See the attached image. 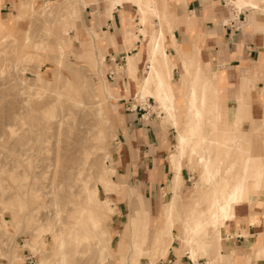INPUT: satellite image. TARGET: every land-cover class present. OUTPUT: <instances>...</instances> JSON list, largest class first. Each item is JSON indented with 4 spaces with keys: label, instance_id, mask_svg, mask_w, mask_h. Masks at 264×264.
Here are the masks:
<instances>
[{
    "label": "rangeland",
    "instance_id": "374dc122",
    "mask_svg": "<svg viewBox=\"0 0 264 264\" xmlns=\"http://www.w3.org/2000/svg\"><path fill=\"white\" fill-rule=\"evenodd\" d=\"M25 1L2 0L0 5L2 18L7 24V31L0 29V216L7 222L10 221L9 229L0 228V264H10L18 248L22 249L20 255L22 254V259L24 257L23 264H34V261L39 260L40 253H33L29 247L30 244L36 245L39 227L51 224L57 228L71 221L75 209L82 207L85 199L83 185L85 181L90 187L97 185L100 198L105 200L106 195L103 186L97 184V176L105 164L109 168H117L115 155L119 141L117 124L120 97L116 94L115 99L105 100L102 97L101 84L116 90L118 87L108 80L109 69L106 63L102 67L98 65L97 71L90 70L91 60L90 56L88 59V55L93 53V44L85 31H81L83 40L80 44L74 43L73 34L69 36L67 48L74 52V55L66 54L62 71L56 65L59 61L57 46L60 38L68 37L63 33L61 18L69 15L75 0H70L68 3H62L63 0ZM93 1L87 0V3H94ZM19 3L26 4V7L20 9ZM46 3L53 13L51 16L41 11ZM86 6L88 5L83 6V11ZM112 12L110 11L111 14ZM16 15L23 19L18 21ZM77 20L78 27L81 18ZM26 37L30 39L28 44L24 42ZM75 54H83L84 59L76 58ZM56 70L61 71L65 79L56 80L54 76ZM121 71L118 67L114 68L116 76L120 75L118 73ZM48 82L52 84L49 85ZM98 93L99 100L95 97ZM259 98L263 99V115L253 118L248 115L249 119L242 117V125L235 132V136L242 133L250 135L256 129L259 132L258 136L264 135L261 121L262 118L264 119V97L261 93ZM78 100L87 102L88 105L73 106L74 101ZM99 101H104L108 124L103 123L96 114ZM142 102L150 107L147 100ZM151 103L155 111L159 103L156 100ZM158 117L163 122L165 115L158 114ZM223 120H226L225 123ZM220 124H224V127L222 126L224 129L228 127L226 116H222L219 126ZM207 129H210V126H207ZM100 131L104 133L103 143L95 141ZM255 142V149L258 150L261 141L257 136ZM99 145L102 149L96 150ZM229 149L214 148L210 151L215 163H218L219 159L222 160V175H227L231 166L239 164L241 153L237 152L235 143ZM105 157L108 159L105 160ZM186 159L190 162L189 168L193 173V179L181 192L188 194L194 188V184L202 183L198 185L201 186L197 191L198 194L185 200L190 204L185 215V220H188L195 198L202 195L207 187L201 182L202 170L196 165L197 156ZM79 169H82V175H77ZM113 181L127 183L118 172L113 176ZM127 184L119 187L121 193L128 191L127 195L108 193V197L116 202L115 205H122L125 208L124 229L127 220L130 219L128 213L132 209V203L133 207L140 205V209L134 211L137 215L141 214L142 209L150 214L146 198L137 191L131 192L130 195ZM261 192L262 194L255 195V200H264V190L262 189ZM19 201L22 209L17 204ZM238 208H245L246 212H249L248 225H260V221H254L251 217L255 215V211H258L257 206L244 203ZM262 210L264 212V205ZM259 217L263 218L262 215ZM110 226L111 220L105 227L110 230ZM120 230L123 231V226ZM110 231L113 237L107 264H122L117 258L116 250L123 235L116 232V229ZM41 242H45L47 254L55 249L51 234L44 236ZM88 244H84L78 249L80 252L72 255L71 264H98V248L93 240ZM181 245L182 248L183 243ZM127 249H129V237L125 244V250L128 251ZM188 250L189 247H186L182 255L189 253ZM163 258L158 257L156 261ZM200 259L203 257H199ZM204 259L203 264L209 262L222 264L220 260L214 262V255L205 256ZM149 262L153 264L150 259H142V263Z\"/></svg>",
    "mask_w": 264,
    "mask_h": 264
},
{
    "label": "crops",
    "instance_id": "0c3cea01",
    "mask_svg": "<svg viewBox=\"0 0 264 264\" xmlns=\"http://www.w3.org/2000/svg\"><path fill=\"white\" fill-rule=\"evenodd\" d=\"M93 2L94 5L86 6L83 11L78 31L80 40H83L81 31L92 28L111 40V44L106 40L100 50L105 53V63L109 69L108 80L117 85L120 97L117 124L119 141L115 155L117 168H112L114 176L118 172L128 183L121 181L119 184H127L132 193L141 192L146 198L150 209V229H155V233L160 234L164 221L162 206L169 203L174 195L176 174L181 175L183 190L193 179L190 162L186 157L192 159L197 156L196 165L199 166L198 155H190L189 149H186L182 157H178L181 153L178 145L179 132L188 129L190 115L186 105V94L189 92L187 82L194 78L196 70L201 69V83L208 79L217 93L219 113L214 110L205 115H219L220 121L222 116H226L229 122L225 129L224 124H218L219 131H232L237 115L246 119H249L248 115L252 118L263 115L259 95L264 93V0H261L259 9L246 6L239 9L236 0H156L157 13L163 19L151 16L147 26L141 24L139 8L134 2L124 1L122 5L115 7L112 14L108 4L105 5V0ZM1 14L3 17L2 11ZM159 27L164 30L166 52L175 64L170 84L176 98L177 108L174 114L177 126L160 107L157 106L154 111L151 101L155 99L152 97L147 98L150 107L142 104L144 100L140 82L150 72L147 45ZM127 29L133 31L128 42L124 38ZM141 31H146V36ZM141 48L142 56L137 60V72L135 76H131L128 74L127 59L138 55ZM185 64L189 67L190 75L186 74ZM117 67L122 71L116 76L114 68ZM110 73H114L112 79H109ZM158 114L166 116L163 122L159 120ZM200 184H194L188 194L179 191L185 203L187 197L198 194ZM135 207L137 209L139 206ZM116 210L118 211L111 218L110 230L116 229L119 234L127 235L129 221L127 220V230L124 231L125 208L116 205ZM237 210L241 220L239 224L235 221L228 223L222 240V253L231 258L230 263L224 261L225 264H248L252 245L259 238H264V218L260 217L258 226L248 225L249 212L245 208ZM256 210L259 214L263 212L258 208ZM177 229H181L180 224L173 228L176 237L172 247L155 264H195L189 256L190 252H186L184 256L181 254L182 242L177 236ZM116 238L117 236L114 240ZM117 258L119 259L118 256ZM203 260L205 259L198 260V264H203ZM258 263H264V259L258 260ZM140 264L151 263L141 261Z\"/></svg>",
    "mask_w": 264,
    "mask_h": 264
},
{
    "label": "bare ground",
    "instance_id": "6f19581e",
    "mask_svg": "<svg viewBox=\"0 0 264 264\" xmlns=\"http://www.w3.org/2000/svg\"><path fill=\"white\" fill-rule=\"evenodd\" d=\"M1 1L2 0H0V5ZM69 1L70 0H63L62 3H68ZM124 1L134 2L138 6L141 17L140 21L144 26L149 24L148 19L151 16L158 17L160 20L163 19L162 16L157 13L156 0H105L104 3L105 5L108 4L111 11H114L115 7L122 5ZM235 3L239 9L245 6L259 9L261 0H236ZM84 5L94 4H88L87 0H75L74 7L69 15L61 18L63 33L68 35L67 38H60L59 45L57 46L59 61L56 65L61 71L64 68L63 59L66 54L70 53L74 55V52H71V50L67 48V41L72 34V31H74V42L76 41L79 44L82 42L80 40V31H78L77 27V19H82ZM25 7L26 4L24 3L19 5L20 9ZM41 11L49 13L50 16L53 14L49 10L48 3L44 5L43 10ZM16 17L18 18V21L23 19L19 15H16ZM6 25L7 24L2 18L0 10V29L7 31ZM85 32L89 35L90 41L93 44V53L88 55V59L90 56L91 60L89 67L90 70L97 71L98 65H101V67L105 65V55L101 52L100 47L105 45L107 39L104 34L96 31L95 28L87 29ZM141 33L143 36H146L147 34L146 31H141ZM132 34L133 31L127 29L124 37L126 42H128ZM164 40V30L159 27L158 31H156L155 34H152L151 40L147 45L150 72H148L140 82V91L144 101L149 97L158 101L161 110L167 114V117H171L177 126L176 115L174 114L177 108L176 98L174 90L170 84L175 64L166 52ZM29 41L30 39L28 37L24 39L26 44H28ZM107 41L111 44V40ZM37 48L44 49L45 47ZM141 53L142 48L138 55L130 56L127 59L128 74L131 76H135L137 72V60L140 58ZM75 57L78 59H84L83 54H75ZM98 57H100V59ZM184 68L186 74L190 75L189 67L186 64ZM61 71H55L54 76L56 77V80L65 79V77L61 75ZM201 74V69L198 68L194 78L192 77L191 80L189 79L190 82H187L189 92L186 94L188 97L186 105L190 115L188 117V129L179 132L178 145L181 153H179L178 157H182L186 153V149H189L188 151L190 155H198V165L202 170L200 175L201 182L206 185L207 189L202 195L195 198V201L190 208V217L188 220H185L188 205L185 204L183 197L179 194L183 181L180 173H177L176 178L174 179V195L169 203L162 206L164 221L162 223L161 233L156 236L155 229H150V214L142 209L141 214L137 215L134 212L136 210L132 203L128 224L129 233L127 235L123 233V239L120 241L116 250L122 264H140L142 259L145 258L150 259L153 261V264H155L157 262L156 259L158 257L163 258L172 247L176 237L173 234V228L176 224L181 225V229L177 235L183 243V247L180 250L181 254L186 247H189L191 253L190 257L195 264H198L199 257H203L204 259L205 256L209 257L211 255H214V262L216 261V263L218 260H220L221 263L222 261L230 263V256L225 257L222 253L224 249L222 240L228 223L232 221L239 223L240 218L237 217L236 209L244 203H248L250 206L255 205L260 210L263 209L264 200H255V195L262 194L261 191L264 187V135L258 136L259 132L256 129L255 132L250 135L242 133L239 136H235V132L239 130L240 125H242L240 115L236 116L234 129L232 131H219V115L215 117H207L205 115L206 112H213L214 110L219 113L216 89L208 83V79L201 83ZM48 84L50 85L52 82H48ZM101 85L102 97L105 100L116 98V94H118L116 89H112L105 84ZM85 88L87 89V85ZM96 91H98V88H96ZM95 97L99 100V93ZM103 102L104 101H99L96 114L101 118L103 123L108 124L109 119L105 115ZM87 105V102L78 100L74 101L73 106L80 107ZM261 121L264 126V119H261ZM207 126H210V129H207ZM256 136L261 141V147H259L258 150L255 149ZM104 139V133L100 131L95 138V141L103 143ZM234 143L237 152L241 153L238 160L239 164L231 166L227 175H222V160L219 159L217 160L218 163H215L210 156V151L214 148L230 150L229 148L233 147ZM101 149L102 147L100 145L96 147V150ZM106 159L108 158L105 157V160ZM81 171L82 169H79L78 172H76L77 175H82ZM113 176L114 170L107 167L106 164L97 176V184L103 186L106 195L105 200L100 198L97 185L90 187L88 182L85 181L83 182L85 199L83 200L82 207L75 209L72 220L64 226L57 228H54L51 224H45L44 226L39 227L36 245L27 244L33 253H40L41 255L39 260L34 261V264H71L72 255L80 252L78 249L92 240L98 248V264H107V257L111 249L110 246L113 235L105 225L111 220V216L118 211L116 210V202L114 203L112 198L108 197V193H121V188L119 189V187L122 185L115 183L113 181ZM127 193L128 191H125V193H121V195H127ZM129 193H131V191H129ZM17 204L19 208L22 209L20 201L17 202ZM201 206L203 208H201ZM137 209H140V205ZM259 215H262L264 218V212L261 214L255 212V215H251L252 220L260 221ZM253 225L254 224H252V226ZM9 226L10 221L7 222L2 216H0V228L3 227L7 230L9 229ZM126 230L127 229L125 228L124 231ZM151 232L152 237H150ZM50 234L53 236L55 249L50 254H47L45 242L43 243L41 240L44 236ZM127 237H129L128 251L125 250ZM21 251L22 249L20 248L16 249L10 264H23L24 257L22 259V254L20 255ZM127 253L130 255L128 256ZM260 259H264V238H259L256 244L252 245L248 255V264H260L258 263V260ZM208 264H213V262H209Z\"/></svg>",
    "mask_w": 264,
    "mask_h": 264
},
{
    "label": "built area",
    "instance_id": "2783aa9c",
    "mask_svg": "<svg viewBox=\"0 0 264 264\" xmlns=\"http://www.w3.org/2000/svg\"><path fill=\"white\" fill-rule=\"evenodd\" d=\"M113 76H114V73H110V74H109V79H112ZM29 259H31V258H29Z\"/></svg>",
    "mask_w": 264,
    "mask_h": 264
}]
</instances>
